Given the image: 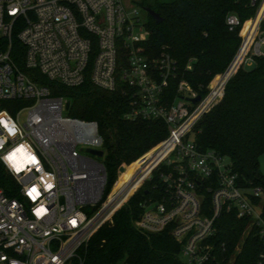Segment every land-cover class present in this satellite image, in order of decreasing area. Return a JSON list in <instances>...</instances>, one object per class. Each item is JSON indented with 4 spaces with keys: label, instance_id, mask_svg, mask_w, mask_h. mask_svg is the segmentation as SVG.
Segmentation results:
<instances>
[{
    "label": "built area",
    "instance_id": "obj_1",
    "mask_svg": "<svg viewBox=\"0 0 264 264\" xmlns=\"http://www.w3.org/2000/svg\"><path fill=\"white\" fill-rule=\"evenodd\" d=\"M250 4V19L226 18L241 38L226 70L203 95L180 81L170 102L176 63L165 50L157 56L147 50L151 32L135 6L0 0V167L13 180L12 187L0 179V264H85L92 238L141 190L133 226L146 236L168 233L186 264H235L243 244L231 255L217 243L223 214L248 220L244 236L256 231L264 246V188L244 182L228 156L195 142V128L223 100L231 79L264 58V0ZM15 37L32 75L13 57ZM43 80L120 89L131 104L127 120L163 121L168 135L134 162L139 166L124 182L134 163L121 165L109 189L98 123L70 117L67 99L53 96ZM257 264H264V249Z\"/></svg>",
    "mask_w": 264,
    "mask_h": 264
},
{
    "label": "trees",
    "instance_id": "obj_2",
    "mask_svg": "<svg viewBox=\"0 0 264 264\" xmlns=\"http://www.w3.org/2000/svg\"><path fill=\"white\" fill-rule=\"evenodd\" d=\"M152 10L163 22L157 24L148 15L151 37L146 48L156 56L165 50L176 63L170 102L175 99L180 81H187L194 90L205 94L214 77L226 70L241 43L239 30L230 31L226 25L227 16L236 14L246 21L255 14L250 0H174L156 3ZM12 54L18 66L32 75L25 69L24 48L16 37ZM43 84L53 96L67 99L70 117L98 123L105 141L104 165L109 189L121 165L136 162L168 135L163 121L127 120L125 114L131 110V104L120 89L107 92L90 80L77 88L47 80ZM195 135L199 149H214L228 156L244 182L264 188V175L260 171V158L264 155V58H258L253 69L238 71L228 83L223 100L197 125ZM138 166L134 163L122 181ZM0 179L2 186L13 187V180L1 167ZM155 185V182L146 185L151 195ZM6 193L12 195L8 190ZM144 193L139 191L115 214L113 224L105 225L92 238L82 253L85 264H186L179 258L180 245L168 233L146 236L133 226ZM248 223L234 214H223L217 222L220 246L225 245L233 255L243 244L235 264H257L264 249L256 231L244 236Z\"/></svg>",
    "mask_w": 264,
    "mask_h": 264
},
{
    "label": "rangeland",
    "instance_id": "obj_3",
    "mask_svg": "<svg viewBox=\"0 0 264 264\" xmlns=\"http://www.w3.org/2000/svg\"><path fill=\"white\" fill-rule=\"evenodd\" d=\"M174 0H123L124 5L127 8H131L135 6L138 11L141 13V16L148 20V12L146 11L147 8H154L156 3H171ZM255 64H248L245 65L244 69L251 70L253 69ZM260 171L264 175V155L260 158Z\"/></svg>",
    "mask_w": 264,
    "mask_h": 264
},
{
    "label": "water",
    "instance_id": "obj_4",
    "mask_svg": "<svg viewBox=\"0 0 264 264\" xmlns=\"http://www.w3.org/2000/svg\"><path fill=\"white\" fill-rule=\"evenodd\" d=\"M146 11L148 12V14L156 21L157 24H161L163 22V19L161 18V16L159 14H157L154 10H152L151 8H147ZM201 99V96H199L197 99H195L193 102H198L199 100ZM69 106H70V103L67 102L66 104V110L69 109ZM91 153L93 155H97L99 157H102L103 156V152L100 151V152H96V151H91ZM121 172H124L125 169L124 168H121L120 169Z\"/></svg>",
    "mask_w": 264,
    "mask_h": 264
},
{
    "label": "bare ground",
    "instance_id": "obj_5",
    "mask_svg": "<svg viewBox=\"0 0 264 264\" xmlns=\"http://www.w3.org/2000/svg\"><path fill=\"white\" fill-rule=\"evenodd\" d=\"M135 171H136V170H135ZM135 171H134V172H135ZM134 172L131 173L129 176H127V177L125 178V180H127L130 176H132V175L134 174ZM125 180H123V182H124Z\"/></svg>",
    "mask_w": 264,
    "mask_h": 264
}]
</instances>
